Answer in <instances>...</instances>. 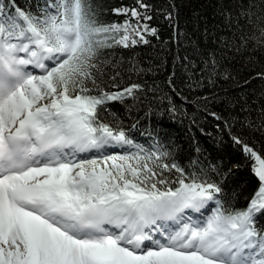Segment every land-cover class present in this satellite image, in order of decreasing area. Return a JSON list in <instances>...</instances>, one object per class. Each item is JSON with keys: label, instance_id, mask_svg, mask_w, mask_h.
I'll return each instance as SVG.
<instances>
[{"label": "snow or ice", "instance_id": "snow-or-ice-1", "mask_svg": "<svg viewBox=\"0 0 264 264\" xmlns=\"http://www.w3.org/2000/svg\"><path fill=\"white\" fill-rule=\"evenodd\" d=\"M36 7L0 0V264H264V154L231 132L233 123L264 132V106L256 124L246 104L224 120L208 108L215 97L202 101L254 161L258 186L236 208L211 178L221 176L217 165H182L163 128L141 133L153 141L146 148L118 115H101L110 102L139 99L143 86L120 85L106 50L158 38L150 0L111 9L125 17L119 23H102L95 0ZM234 7L236 46L264 47V0ZM202 71L211 78L215 60Z\"/></svg>", "mask_w": 264, "mask_h": 264}, {"label": "trees", "instance_id": "trees-1", "mask_svg": "<svg viewBox=\"0 0 264 264\" xmlns=\"http://www.w3.org/2000/svg\"><path fill=\"white\" fill-rule=\"evenodd\" d=\"M95 2L102 23H119L125 19L111 9L135 6V0ZM250 2L258 4L259 0ZM17 3L36 12L39 10L36 5L42 0H17ZM150 3L156 10L151 26L158 29V38L149 36L148 45L106 50L113 64L110 74L119 71L120 85L143 86L139 99L135 103L110 102L101 115L108 119L109 113L118 115L133 139L146 148L153 141L141 133L154 125L163 128L164 143L170 145L178 163L188 165L190 160L199 158L207 165H217L221 176L211 175V178L222 181L224 200L236 208H244L258 186L252 170L254 161L232 143L223 122L206 116L200 109L205 97H215L208 103L209 110L228 120L246 104L254 109L250 118L259 124V109L264 106L260 99L264 96V80L256 77L264 74V47L256 43L236 46L233 34L240 33L228 23L230 10L235 20V0H150ZM168 12L173 13L172 21L165 19ZM244 30L247 35V25ZM225 41L229 50H225ZM210 60L216 62V73L208 78L202 70L208 68ZM169 105H175L174 115L166 111ZM133 124L137 125L135 129L131 127ZM231 132L264 154V132L238 123H233ZM223 173H227L226 178ZM257 224L264 228V217L258 218Z\"/></svg>", "mask_w": 264, "mask_h": 264}]
</instances>
